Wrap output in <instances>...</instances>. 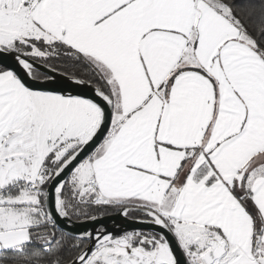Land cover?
<instances>
[{"label": "snow or ice", "instance_id": "1", "mask_svg": "<svg viewBox=\"0 0 264 264\" xmlns=\"http://www.w3.org/2000/svg\"><path fill=\"white\" fill-rule=\"evenodd\" d=\"M0 264H264V0H0Z\"/></svg>", "mask_w": 264, "mask_h": 264}, {"label": "water", "instance_id": "2", "mask_svg": "<svg viewBox=\"0 0 264 264\" xmlns=\"http://www.w3.org/2000/svg\"><path fill=\"white\" fill-rule=\"evenodd\" d=\"M106 227L110 231L120 232L122 230H131L140 227L141 225L134 223L132 220L125 218L118 212L104 215L97 221H77L73 226L74 231H91L94 228Z\"/></svg>", "mask_w": 264, "mask_h": 264}, {"label": "trees", "instance_id": "3", "mask_svg": "<svg viewBox=\"0 0 264 264\" xmlns=\"http://www.w3.org/2000/svg\"><path fill=\"white\" fill-rule=\"evenodd\" d=\"M115 212H117V211L114 210V209H107V210H106V214H104V215L112 214V213H115ZM104 215H103V216H104Z\"/></svg>", "mask_w": 264, "mask_h": 264}]
</instances>
